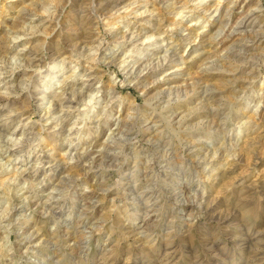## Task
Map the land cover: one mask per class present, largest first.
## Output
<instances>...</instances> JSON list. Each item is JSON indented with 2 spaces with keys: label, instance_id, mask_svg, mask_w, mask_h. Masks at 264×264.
<instances>
[{
  "label": "clouds",
  "instance_id": "clouds-1",
  "mask_svg": "<svg viewBox=\"0 0 264 264\" xmlns=\"http://www.w3.org/2000/svg\"><path fill=\"white\" fill-rule=\"evenodd\" d=\"M0 264H264V0H0Z\"/></svg>",
  "mask_w": 264,
  "mask_h": 264
}]
</instances>
